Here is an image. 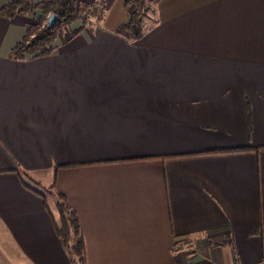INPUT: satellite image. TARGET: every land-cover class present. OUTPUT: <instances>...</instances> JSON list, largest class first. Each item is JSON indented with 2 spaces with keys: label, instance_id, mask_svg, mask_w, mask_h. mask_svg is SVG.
I'll return each mask as SVG.
<instances>
[{
  "label": "crops",
  "instance_id": "crops-1",
  "mask_svg": "<svg viewBox=\"0 0 264 264\" xmlns=\"http://www.w3.org/2000/svg\"><path fill=\"white\" fill-rule=\"evenodd\" d=\"M103 2L20 60L36 20L0 15V264H72L17 170L75 211L86 264H264V0H156L138 40Z\"/></svg>",
  "mask_w": 264,
  "mask_h": 264
},
{
  "label": "trees",
  "instance_id": "trees-1",
  "mask_svg": "<svg viewBox=\"0 0 264 264\" xmlns=\"http://www.w3.org/2000/svg\"><path fill=\"white\" fill-rule=\"evenodd\" d=\"M150 1L156 0H123V6L128 11L125 23L118 26L115 32L128 40L140 39L145 30V18L150 9ZM103 0H95L92 4L80 2L79 0H10L7 4L0 7V15L5 18H13L17 15L32 14L35 23H28L24 27V34L10 50V58L14 60L24 59L26 55L37 57L46 56L52 53L55 48L54 41L57 36L73 22L81 20L80 28L71 33L77 34L84 27H89L93 23V18H101L103 11ZM153 12H155L153 10ZM54 20L48 22L49 16ZM247 148H240L244 150ZM225 151V150H224ZM22 182L30 190L40 195L50 216L54 230L60 238L62 247L69 255L72 264L78 261L86 264L84 258V241L80 233V226L74 210L65 202L60 192L55 193L56 200L54 205L57 209V216H54L44 195L38 190L35 181L32 184V178L23 170H17ZM28 178L29 184L24 180Z\"/></svg>",
  "mask_w": 264,
  "mask_h": 264
},
{
  "label": "rangeland",
  "instance_id": "rangeland-1",
  "mask_svg": "<svg viewBox=\"0 0 264 264\" xmlns=\"http://www.w3.org/2000/svg\"><path fill=\"white\" fill-rule=\"evenodd\" d=\"M154 2L155 1H150V9H149V12H148V16H150L149 18H150V21L153 19V10L155 11V7H154ZM121 5H122V7H121V5H120V8H121V10L123 9V0H121V3H120ZM103 11H101V18H102V16H103ZM121 13V12H120ZM96 18V17H95ZM149 18H145V20L147 19V22H149ZM98 20V19H97ZM154 20V19H153ZM26 182H28L29 184L31 183L30 181H28V180H26ZM47 183H50L49 181L47 182ZM32 184H34L33 183V180H32ZM35 186H37L38 187V190H40L41 191V193H42V195H44V197H45V199H46V201H47V203H48V205L50 206V208H51V210H52V212H53V214H54V216H57V209H56V207H55V205H54V200H56L57 199V197H55V193H54V190L51 188V187H49L48 186V184H46V182H45V180H42V184H39V183H37V185L36 184H34ZM74 264H81V263H79L78 261H76V263H74Z\"/></svg>",
  "mask_w": 264,
  "mask_h": 264
},
{
  "label": "water",
  "instance_id": "water-1",
  "mask_svg": "<svg viewBox=\"0 0 264 264\" xmlns=\"http://www.w3.org/2000/svg\"><path fill=\"white\" fill-rule=\"evenodd\" d=\"M53 20H54V17H53L52 15H50L49 18H48V22H49V23H52Z\"/></svg>",
  "mask_w": 264,
  "mask_h": 264
}]
</instances>
